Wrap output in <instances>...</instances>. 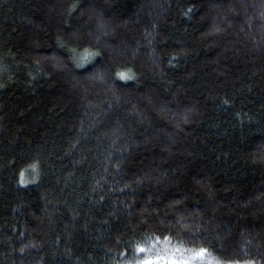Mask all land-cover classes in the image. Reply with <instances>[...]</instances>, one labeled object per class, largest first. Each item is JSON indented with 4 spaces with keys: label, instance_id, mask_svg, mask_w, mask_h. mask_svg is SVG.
Wrapping results in <instances>:
<instances>
[{
    "label": "trees",
    "instance_id": "obj_1",
    "mask_svg": "<svg viewBox=\"0 0 264 264\" xmlns=\"http://www.w3.org/2000/svg\"><path fill=\"white\" fill-rule=\"evenodd\" d=\"M0 264H264V0H0Z\"/></svg>",
    "mask_w": 264,
    "mask_h": 264
}]
</instances>
